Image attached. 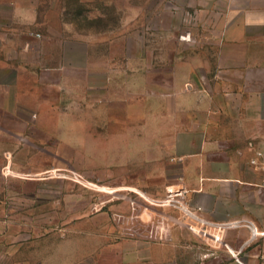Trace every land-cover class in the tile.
I'll return each instance as SVG.
<instances>
[{
    "label": "crops",
    "instance_id": "1",
    "mask_svg": "<svg viewBox=\"0 0 264 264\" xmlns=\"http://www.w3.org/2000/svg\"><path fill=\"white\" fill-rule=\"evenodd\" d=\"M220 2L219 10H212L218 19L209 38L213 58L204 63L200 57L190 58L179 80L175 68L167 71L173 78H164L143 65L101 67L94 38L70 35L58 27L65 8L52 6L54 14L44 22L37 18V4L32 5L34 19L22 20L27 26L21 29L14 27L15 13L10 20L0 12V125L7 120L41 123L44 108L52 119L49 123L80 126L76 148L82 155L92 151L95 156L122 158L120 165L111 167L107 187L140 188L150 195L185 188L190 205L206 218L236 223L224 240L223 253L232 260L223 264H264V0ZM28 23L44 24L43 30L35 31L42 37L30 34ZM103 55L111 61L119 56L127 62L148 61L145 53L127 46L123 54ZM116 84L139 88L140 103L122 106L111 100L112 95L108 100L89 95ZM124 95L126 101L133 96L130 91ZM131 107L134 116L115 128L123 120L115 117V109L129 112ZM73 109L78 110L75 116ZM85 125L94 126L91 134ZM125 204L133 212L139 206L135 201ZM113 209L115 204L110 205ZM0 223L3 227L2 216ZM171 233L172 241L156 244L154 263H181V248H187L183 251L192 254L195 264H212L208 249L182 245L177 237L183 233ZM4 253L0 250V264ZM16 253L13 250V263ZM145 259L141 254L140 264L153 263Z\"/></svg>",
    "mask_w": 264,
    "mask_h": 264
},
{
    "label": "rangeland",
    "instance_id": "2",
    "mask_svg": "<svg viewBox=\"0 0 264 264\" xmlns=\"http://www.w3.org/2000/svg\"><path fill=\"white\" fill-rule=\"evenodd\" d=\"M35 4L37 18L44 22L54 14L52 6L65 8L68 13L61 20L74 21L73 25L65 27L60 21L58 27L70 35L84 33L94 38L95 52L102 54L101 67L143 65L151 70L150 74L164 78L169 77L167 71L175 68V78L179 80L187 73L190 58L195 61L200 57L203 63L213 58L215 49L210 39L218 19L212 10L218 11L222 2L0 0V12L10 20L15 13L14 27L21 29L27 26L22 20L34 19L29 7ZM28 27L33 29L30 34L42 37L41 32L35 31L43 30L44 24L36 27L28 23ZM126 46L134 53H145L148 61L134 58L127 62L120 56L111 61L103 55L123 54ZM129 88L116 84L91 90L89 95L103 100L112 95L116 105L137 106L139 88ZM129 91L133 96L126 101L124 94ZM75 96L76 93L70 95ZM132 107L129 112L115 109V117L123 119L115 128H120L127 116H134L136 110ZM41 111V123L25 125L7 120L0 125V218L4 221L3 227L0 223V250L5 251L2 264H140L141 254H145L148 263L156 264V244L172 241L171 232L175 230L183 233L180 239L177 237L182 245L208 249L206 255L213 258L212 264L232 260L223 253L224 240L236 223L206 218L190 205L188 190L182 187L166 188L163 194L153 195L140 188L107 187L110 170L115 162L120 165L122 158L95 156L92 151L82 155L84 152L76 148L80 126L51 124L45 109ZM76 111L72 110L73 116ZM92 111L86 109V113ZM109 127L114 128L105 126ZM84 128L91 134L94 126ZM125 201H135L138 209L128 211ZM111 204L116 205V210H110ZM218 232L222 241L213 237ZM181 249L182 262L177 264H195L192 254L183 251L188 249ZM13 250L17 251L14 263Z\"/></svg>",
    "mask_w": 264,
    "mask_h": 264
},
{
    "label": "built area",
    "instance_id": "3",
    "mask_svg": "<svg viewBox=\"0 0 264 264\" xmlns=\"http://www.w3.org/2000/svg\"><path fill=\"white\" fill-rule=\"evenodd\" d=\"M213 237L217 240V241H222L223 239H221V236L218 232V234H213Z\"/></svg>",
    "mask_w": 264,
    "mask_h": 264
},
{
    "label": "trees",
    "instance_id": "4",
    "mask_svg": "<svg viewBox=\"0 0 264 264\" xmlns=\"http://www.w3.org/2000/svg\"><path fill=\"white\" fill-rule=\"evenodd\" d=\"M68 12H64V14H67ZM72 22H74V21H72Z\"/></svg>",
    "mask_w": 264,
    "mask_h": 264
}]
</instances>
